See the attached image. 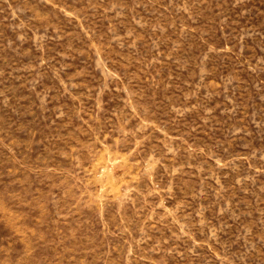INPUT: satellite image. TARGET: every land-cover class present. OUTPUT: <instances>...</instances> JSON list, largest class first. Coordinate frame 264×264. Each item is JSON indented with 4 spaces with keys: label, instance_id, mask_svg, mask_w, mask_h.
I'll return each mask as SVG.
<instances>
[{
    "label": "rangeland",
    "instance_id": "1",
    "mask_svg": "<svg viewBox=\"0 0 264 264\" xmlns=\"http://www.w3.org/2000/svg\"><path fill=\"white\" fill-rule=\"evenodd\" d=\"M0 264H264V0H0Z\"/></svg>",
    "mask_w": 264,
    "mask_h": 264
}]
</instances>
